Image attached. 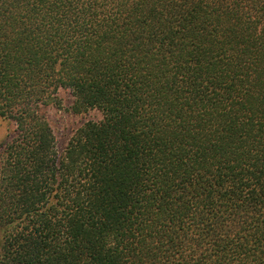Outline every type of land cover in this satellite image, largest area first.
Masks as SVG:
<instances>
[{"label":"trees","instance_id":"16d2710c","mask_svg":"<svg viewBox=\"0 0 264 264\" xmlns=\"http://www.w3.org/2000/svg\"><path fill=\"white\" fill-rule=\"evenodd\" d=\"M0 118V264H264V0H0Z\"/></svg>","mask_w":264,"mask_h":264},{"label":"rangeland","instance_id":"374dc122","mask_svg":"<svg viewBox=\"0 0 264 264\" xmlns=\"http://www.w3.org/2000/svg\"><path fill=\"white\" fill-rule=\"evenodd\" d=\"M58 99V104L46 109L45 113L60 147H64L83 124L89 121H100L103 117L102 112L98 110L74 114L72 107L75 99L69 90H61ZM9 127L8 121L0 118V154L7 140Z\"/></svg>","mask_w":264,"mask_h":264}]
</instances>
